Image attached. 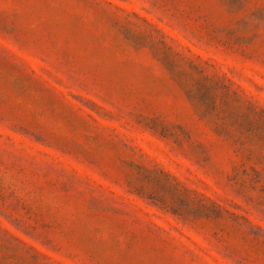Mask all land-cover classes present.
Here are the masks:
<instances>
[{"label":"rangeland","instance_id":"obj_1","mask_svg":"<svg viewBox=\"0 0 264 264\" xmlns=\"http://www.w3.org/2000/svg\"><path fill=\"white\" fill-rule=\"evenodd\" d=\"M0 264H264V0H0Z\"/></svg>","mask_w":264,"mask_h":264}]
</instances>
